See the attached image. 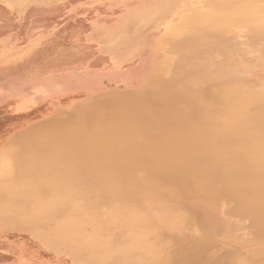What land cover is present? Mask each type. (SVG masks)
Here are the masks:
<instances>
[{"label":"rangeland","instance_id":"1","mask_svg":"<svg viewBox=\"0 0 264 264\" xmlns=\"http://www.w3.org/2000/svg\"><path fill=\"white\" fill-rule=\"evenodd\" d=\"M257 22H264V0H0V264H264V210L259 220L258 199L247 194L251 160L215 165L209 153L196 147L202 137L190 131L183 137L188 154L182 158L175 154L184 162V179L172 178L169 169L147 179L145 185L139 183L138 189L110 195L103 183L90 189L96 181L88 177L83 187L90 190L82 198H102L103 211L121 209L129 200L140 204L130 208L133 223L115 229L114 237L89 239L86 235L97 227L92 222L83 232L59 234L54 229L67 206L57 208L61 192L46 198L44 185L67 178V172L51 167L52 173H45L44 164L39 169L37 161L49 159L45 155L36 159L38 140H28L58 125L78 127L88 135L100 132L114 144H133L132 155L162 146L157 144L153 122L130 130L114 122L141 107L148 110L152 98L177 91L179 81L199 73V67L209 63L196 56L199 45L224 50L234 37L252 34V23ZM252 72L262 75V71ZM212 84L201 83L198 96L211 90ZM230 110L235 115H230L232 122L225 127L230 130L225 140L250 154L249 147L255 144L247 140L249 134L262 136L264 131V95ZM172 112L181 114L178 108ZM98 117L104 120L99 122ZM153 118L152 114L148 119ZM63 149L61 143L55 150ZM233 155L242 158L237 151ZM87 162L91 170L93 165ZM138 172L129 177L140 181L145 172ZM224 177L227 186L216 190L232 191L234 197L191 193L196 186ZM128 178L118 184L130 187L134 179ZM162 183L167 191H175L176 198L166 192L161 197L158 190L153 194ZM238 195L248 203H238ZM160 198L170 205L169 215L191 221L184 225L185 220L180 231L166 223L157 255L147 259L149 252L134 249L131 241L133 235L153 228L147 210ZM250 204L256 208L255 215L249 212ZM49 209L48 222L39 218L38 213Z\"/></svg>","mask_w":264,"mask_h":264},{"label":"bare ground","instance_id":"2","mask_svg":"<svg viewBox=\"0 0 264 264\" xmlns=\"http://www.w3.org/2000/svg\"><path fill=\"white\" fill-rule=\"evenodd\" d=\"M252 27V34L241 39L237 36L234 37L232 42L224 50L219 49L217 51L213 50L210 45H205L204 47L199 45V54L196 56L200 60L209 61V63H206L202 67L203 69L199 67V73H192L189 78L184 76L185 78L177 83L179 85L177 91L160 96L157 99L152 98L150 100V108H148L149 111L146 107H141L137 112H128L125 115H121V122H114L115 126H125L127 128L138 127L140 126L139 124L142 125L145 121L153 122L152 124H155L158 129V135L155 136L158 139L157 144L161 143L163 145L155 146L152 151L145 150L142 154L132 155L131 151L135 147L133 144H114L100 132L95 131L88 135L84 131H80L78 127L60 128L56 125L50 130H44L42 133L29 136L28 140L30 141L38 140L34 146H37L39 150L37 152L39 154L34 153L36 159L43 155L49 159V161H44L43 163L37 161L39 163V169L41 164H44L41 170L43 169L45 173L51 171V167H57V169L61 167V170H64L63 172H67V178L52 179V181L47 182V185H44V193L47 194H45L46 198L47 196H56V193L61 192V194L63 193V199L61 205L57 208L67 206L65 210L63 209L66 212L65 217L54 226L57 233L74 232L80 229H85L86 231V226H89V224L92 225L93 223V225L97 226L95 228L96 232L93 231V233H89L86 237L89 239H95L101 237V235H107V238L109 235H111V238L114 237L112 232L115 229L120 228L121 230V228H125L135 220V216H132L130 213V208L140 204L129 200L127 204H124L126 206H123L121 209L111 208L103 211L101 205L103 201L102 198L97 196V193L95 200H86L85 197L82 198V195L86 194L90 189H96L99 183H103V187L112 192L110 195L120 194L124 191L131 192L136 188L138 189L140 184L144 183L145 185L148 181L147 179L153 178L157 174L162 175L164 171L169 169L173 170L171 173L173 174L172 178L176 179V177H179L184 179L186 174L184 162L180 161L178 157L180 156L182 158L188 154L187 146L183 145V137L190 131H194L202 137L201 143L196 147L201 151L209 153L213 157L215 165H225L229 161L231 163L233 161H242L243 159L251 160L247 168L248 177L246 178L248 180L246 182L249 185L247 194L257 197L255 199H258V201L255 204L259 206V209L257 210L256 217L261 220L263 217L262 211L264 210V131L262 136L261 134H249L247 140L251 144H255L252 145L253 147H249L252 149L250 154L239 152L237 148L232 146L233 143H227L225 140L230 133V130L225 127L227 123L232 122L229 121L230 115H235L230 109L250 99H256L264 95V22L252 23ZM204 48H206V51H202ZM253 70L262 71V75H255L252 72ZM204 81L212 82V89L203 95L199 93L198 96L196 88L200 89L199 85ZM205 97L208 99V105L205 103ZM193 103H196L197 107ZM216 105H219L218 107L221 109H216ZM172 108H178L181 114H175L172 112ZM165 109H168L167 112H163ZM158 110L161 113L159 116L157 115ZM190 113L192 115H187ZM152 114L154 118L148 119ZM227 116L228 118L225 119ZM87 118L90 119L91 117L89 116ZM97 120L101 122L104 118L101 119V117H98ZM41 141H44V143L42 144ZM61 143L64 144V149L61 151L55 150ZM28 144L30 147V142ZM73 150L77 153H73ZM235 151L242 158H234L233 153ZM216 155H218V158H216ZM55 161H59L63 167L56 164ZM85 161H88L87 163L97 168L90 166L92 167L91 170L88 169L84 164ZM7 163L5 162V164ZM34 165L38 166V164ZM233 168L230 170L231 172ZM237 168H240V166ZM138 171L145 172V177H142L140 181L134 179V177H129ZM39 172L41 173L42 171ZM104 173L105 178L103 177ZM39 175L42 176V174ZM88 177H92L91 180L96 182L90 184V189H85L83 187V181ZM126 178L134 179L130 187L128 185L118 184ZM223 180H220V182L212 180L203 183L202 185L196 186L198 187L197 190L191 193L210 192V195L221 196L222 194H226L228 198L234 197L232 191L226 193L227 190L225 189L223 191L216 190L219 186H227V177H224ZM167 189L166 185L162 183L154 189L153 194L158 190L161 193V197L167 193L169 198H176L175 191L173 189L167 191ZM24 197L26 198L27 195H24ZM237 197L235 200L238 203H248L245 202L243 196L238 195ZM160 202L161 198L157 199V201H154L155 205L149 207L147 210L148 217L153 220V228L133 235L131 241L134 249L141 248L145 253L149 252V258L147 259H153L157 255L156 245L162 240L163 235L161 236V230L166 223L169 222L171 224L170 227L180 231L190 220L184 216L169 215L170 205ZM199 202H201V205L203 204V200ZM255 210L256 208L252 205L249 212L254 214ZM28 213L31 214V212ZM51 215L52 209L43 211L40 214L38 213L39 218L47 220L46 222H48ZM34 216L37 215L34 214ZM185 220L187 222L182 226ZM192 235L194 236V234ZM79 238H84V236L79 234ZM204 240H207V237ZM110 242H112V239ZM106 244L108 245L107 242ZM130 255L129 258H132L131 253Z\"/></svg>","mask_w":264,"mask_h":264}]
</instances>
